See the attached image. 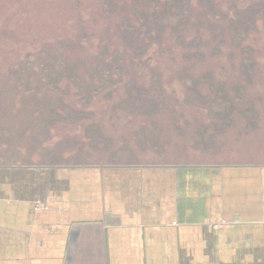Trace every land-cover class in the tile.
Wrapping results in <instances>:
<instances>
[{
	"label": "rangeland",
	"instance_id": "obj_1",
	"mask_svg": "<svg viewBox=\"0 0 264 264\" xmlns=\"http://www.w3.org/2000/svg\"><path fill=\"white\" fill-rule=\"evenodd\" d=\"M264 165V0H0V165Z\"/></svg>",
	"mask_w": 264,
	"mask_h": 264
},
{
	"label": "crops",
	"instance_id": "obj_2",
	"mask_svg": "<svg viewBox=\"0 0 264 264\" xmlns=\"http://www.w3.org/2000/svg\"><path fill=\"white\" fill-rule=\"evenodd\" d=\"M0 264H264V165H0Z\"/></svg>",
	"mask_w": 264,
	"mask_h": 264
}]
</instances>
